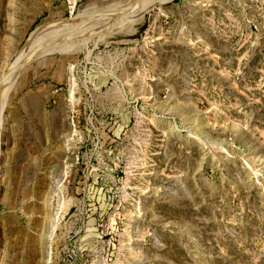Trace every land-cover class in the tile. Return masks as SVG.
<instances>
[{"label": "rangeland", "instance_id": "374dc122", "mask_svg": "<svg viewBox=\"0 0 264 264\" xmlns=\"http://www.w3.org/2000/svg\"><path fill=\"white\" fill-rule=\"evenodd\" d=\"M131 1L0 0V78L37 28L77 20L5 98L0 264H264V0L83 23Z\"/></svg>", "mask_w": 264, "mask_h": 264}, {"label": "bare ground", "instance_id": "6f19581e", "mask_svg": "<svg viewBox=\"0 0 264 264\" xmlns=\"http://www.w3.org/2000/svg\"><path fill=\"white\" fill-rule=\"evenodd\" d=\"M140 1L139 0L131 1V2L128 3V6H126V7L124 6V8L121 7L122 6V4H121L120 8L116 9L117 8V4H115L116 5L115 9H114V7H115L114 5L113 6L110 5V7H106L105 10H101L99 12H95L93 10L92 13H89V12L87 13L88 16L85 17V19H87V20H83L84 21L83 23L85 24V21H88V22L91 21V23H92V21L97 20V19L100 20V19L104 18L105 16L109 15V13L111 14L113 12L115 14L114 18L104 21L103 24L100 23V22L96 23V21H95L96 24H92V27L94 25V27L98 30V35H101V36H105L106 34H110V33H115L116 32V28H118L120 25H123L124 22H122V21H126L125 22V26H126L127 21H129L128 19L135 14V11H137V10L138 11H142L141 9H144V12H145L149 8L152 9L153 7L158 5V1L159 0H156L157 1L156 3H154V1H150L147 5L143 4V2L142 1L140 2ZM81 13L78 14L79 17L77 16L76 18H79V20L81 18V21H82ZM134 17L135 16H133V18ZM133 18H130V19H133ZM83 19H84V17H83ZM135 19H133V20H135ZM133 20H131V22H128V23H133V22L136 21V20L135 21H133ZM69 21L70 20L62 21V22H60L61 25H60V23H55L53 25L52 24L51 25L50 24H46V25L44 24L43 26L41 25L39 28H37V30H35L29 36V38L26 40V42H25L24 46L22 47L21 51H19V53L16 55L14 61L10 64V68H7L9 76L6 77L4 80H2L0 82V99H1L0 100V133L3 131V125H4L3 109H4V106H5V98L8 95V92L10 91V89L13 86V83H14V81L16 79L17 73H19V71L21 69L20 67L22 65H24L27 61L29 62V60H34L37 57L48 55L50 53L59 52V50H63L64 47H62V45L59 44L60 42H57L58 44L54 43L53 37H54V39L56 38V35H57V37H59V35L61 37V34H64V36H65V33H66V36H67L66 29H69V27H67L66 24ZM71 21H73L74 23L77 22V20H73V19ZM71 21L69 23H71ZM79 23H80V26L82 28L81 22H79ZM79 23H76L77 25L75 24V28H77V27L79 28L80 27ZM85 25H84V27H85ZM72 26H73V24L71 25V27ZM73 29H74V27H72V35H73ZM96 29H94V30H96ZM82 30H81V33L83 32ZM85 30H87V32H86L87 34H88V32H90V31H88V25H87V28H85ZM91 30H93V28ZM97 30H96V32H97ZM76 31L74 33H76ZM81 33L79 35L80 37L83 34V33L82 34ZM98 35H97V37H98ZM68 36H69V39H70L71 38L70 34H68ZM77 36H78V34L76 35V39H77ZM60 37H59V39H60ZM80 37H79V39H81ZM91 37H94V34ZM88 38H87V40H89ZM79 39L77 41H79ZM67 40H68V38H67ZM81 40H84V39H81ZM80 41H79V43H80ZM85 41L86 40H84V43H85ZM74 42H73V44H74ZM65 45H67V42H66ZM82 45L76 44V45H74L75 47H72L73 45L71 44V46L69 45V47H71L72 49L69 48V49H66L65 51H66V53L67 52H72L73 48H75V49L76 48H80Z\"/></svg>", "mask_w": 264, "mask_h": 264}, {"label": "water", "instance_id": "95a60500", "mask_svg": "<svg viewBox=\"0 0 264 264\" xmlns=\"http://www.w3.org/2000/svg\"><path fill=\"white\" fill-rule=\"evenodd\" d=\"M31 61H32V60H31ZM31 61H29V62H31ZM29 62H28V63H29ZM28 63H27V64H28ZM27 64H25V65L22 67V69H23ZM22 69H21V70H22ZM21 70H20V71H21ZM8 76H9V73H8V71H7V72H6V73L0 78V82H1L2 80H4L6 77H8ZM0 100H1V99H0ZM0 137H1V133H0ZM0 146H1V145H0ZM0 158H1V152H0Z\"/></svg>", "mask_w": 264, "mask_h": 264}, {"label": "crops", "instance_id": "0c3cea01", "mask_svg": "<svg viewBox=\"0 0 264 264\" xmlns=\"http://www.w3.org/2000/svg\"><path fill=\"white\" fill-rule=\"evenodd\" d=\"M59 71H57L59 73V75L61 76V69H58ZM56 72V74L58 75V73ZM58 75V76H59Z\"/></svg>", "mask_w": 264, "mask_h": 264}]
</instances>
